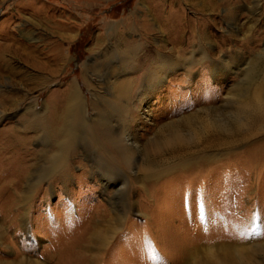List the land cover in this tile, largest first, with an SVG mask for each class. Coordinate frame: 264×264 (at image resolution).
I'll use <instances>...</instances> for the list:
<instances>
[{"label":"rangeland","instance_id":"1","mask_svg":"<svg viewBox=\"0 0 264 264\" xmlns=\"http://www.w3.org/2000/svg\"><path fill=\"white\" fill-rule=\"evenodd\" d=\"M252 69L264 71V0H0V264L79 262L95 231L93 264H186L194 248L218 261L220 244L264 264V135L210 127L251 126L236 111ZM74 85L91 122L126 104L136 152L103 156L115 187L80 149L68 179H36L44 158L23 111L56 126Z\"/></svg>","mask_w":264,"mask_h":264},{"label":"bare ground","instance_id":"2","mask_svg":"<svg viewBox=\"0 0 264 264\" xmlns=\"http://www.w3.org/2000/svg\"><path fill=\"white\" fill-rule=\"evenodd\" d=\"M254 6L255 8H258L259 3L255 4ZM112 62L114 64L115 61H111L109 64ZM90 67L93 69H98L99 66L94 62ZM161 67H163V65ZM161 69L163 70L164 68ZM218 71L219 69H214L211 71V74L216 75ZM242 72L243 73L241 77L247 76V83L251 87V90L250 93L248 92V95L242 101H240L242 108L237 110L236 114L240 115L246 113L251 120V126L244 129L243 126L245 125L239 122L237 125H232L233 127H229L225 126L226 124H229L227 121H221L223 122L222 124L220 122L210 126L213 129L215 128L221 135L228 136L232 139L235 138L234 140L239 142L264 135V71L262 70L259 73L258 70L252 69L250 71L243 70ZM145 78H147V76H145ZM116 90L118 91V89ZM69 94L71 97H73V99H70L68 103H66L61 108L62 116H57L56 120H54L56 122V126L48 125L50 126L49 128L45 127L49 118L47 119L44 111H38L34 107L25 108L23 111L24 118L21 122V125L27 129L33 128L35 130V134L37 135L35 139L37 150L38 153L44 158V165H42L43 168L37 173L36 179L40 181L47 180L50 176L56 178H61L64 176L62 178L63 181L68 179V162L70 160V156L72 155L73 151L80 149L85 153L87 156L86 158L92 165L91 170H95L97 174L101 175V179L105 180V182L102 184L103 189H109L111 184L115 187L119 183V179H116L115 177L113 180V177L110 176L112 174L103 175L105 172L107 173V168H110L108 167L107 160L103 156L105 154L111 153L117 156L118 159H122L125 162V154L136 152V143L133 140V135L128 125L125 123V116L127 114V109L125 106L126 104H124V106H120L118 102H107L106 109H98L96 113V120L91 122L89 121L90 118L88 119L89 116L86 111V105L83 104V100L80 97L79 91L75 85L72 87ZM116 99L118 100V98ZM124 103H127V100L124 101ZM58 111L59 110H57V108L54 109V113H57ZM61 121L63 122L62 128L57 127V123H62ZM54 135L56 137L55 140L53 137ZM16 142L23 143V141L19 140L18 138ZM231 144L222 142L217 144L216 147L228 148ZM213 145L215 146L216 144L213 143ZM261 149L264 151V146L261 147ZM178 167L182 166L179 165ZM98 236L99 233L97 231L89 235L87 245L82 247L81 250H83V252H80L78 255L79 262L74 261L73 264H93L96 261L97 256L100 254L103 246V243L101 242L103 240V236L101 234L100 237ZM98 238L100 241L99 245H97ZM94 242L96 243V248L91 247L93 246L91 244ZM216 248L218 250L217 255L220 260H215L214 257L211 256L212 253L208 252L210 251L208 248L202 249L200 255L199 252L197 254L198 249L194 248L192 250H188L187 256L185 258L187 261L186 264H202L199 261L198 255L200 258L204 259L203 264L257 263V261L251 260L252 255L248 249L239 247L237 244H220L216 246ZM76 259L77 257L75 260ZM65 262L69 263L67 258Z\"/></svg>","mask_w":264,"mask_h":264}]
</instances>
